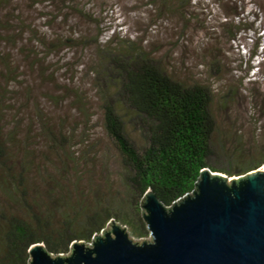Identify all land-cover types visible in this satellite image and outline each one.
<instances>
[{"label":"trees","instance_id":"trees-1","mask_svg":"<svg viewBox=\"0 0 264 264\" xmlns=\"http://www.w3.org/2000/svg\"><path fill=\"white\" fill-rule=\"evenodd\" d=\"M218 1L226 11L214 26L219 39L229 35L237 42L264 24V0H249L263 4L247 16L246 0ZM149 4L159 15L183 11L185 22L195 19L192 0ZM96 24L95 13L81 0H0V264H29L37 243L54 255L67 254L75 241L92 242L114 219L146 236L141 202L148 190L172 205L195 190L206 167L235 176L264 166V158L237 170L212 165L217 129L212 88L181 79L147 39L116 33L103 43L93 34ZM94 47L88 60L60 56ZM57 56L67 60L51 62ZM62 70L72 77L85 71L93 79L100 137L92 133L91 99L73 83L62 85ZM237 95L229 89L221 108L231 107ZM252 101L264 109V94ZM65 104L79 120L64 112ZM128 122L142 131L143 144L134 142ZM112 158L119 163L124 192L115 191L106 176L115 165Z\"/></svg>","mask_w":264,"mask_h":264},{"label":"rangeland","instance_id":"rangeland-1","mask_svg":"<svg viewBox=\"0 0 264 264\" xmlns=\"http://www.w3.org/2000/svg\"><path fill=\"white\" fill-rule=\"evenodd\" d=\"M81 1L95 13L99 27L97 24L92 27L93 34L99 35L103 43H106L108 38L116 33L134 39H147L155 47L158 46L157 53L164 65L169 66L171 71H176L181 79L187 82H200L212 88L215 95L213 112L217 123L214 136L216 154L211 159L212 165L221 170H237L240 169L239 164L263 160L264 109L258 105L255 107L252 100L254 95L264 94V31H261L264 24L258 23L257 31L244 33L239 41L230 42L229 35H225L226 37L221 40L218 38L220 33L213 34L214 26L220 24L226 14V11L221 8L222 3L218 0H192L194 4L189 9L195 15V19L191 24L184 21L183 11L159 15L157 10L149 4L151 0ZM246 1L250 5L245 13L246 16L249 11L258 13L261 11L260 6L263 3L254 6L249 3V0ZM37 22L43 24L40 18ZM212 35H216V39ZM221 41L223 43H220ZM258 42L262 45L258 50V57L253 58L252 52L256 49ZM96 51L95 47L85 50L73 49L71 52L62 51L60 56L68 53L69 57L71 56L70 61L79 58L88 60L90 56H95ZM57 60L64 62L67 59L62 60L57 56L51 62ZM77 68L78 66L75 69ZM64 71L66 70L61 72V74L64 73L61 76L62 85L73 83L75 87L82 88L91 99L92 106H94L93 111L96 113L94 128H92V133L95 135L93 137L101 136L102 122L98 119L100 102L93 79L85 71L77 73L75 77H72L74 74L70 75V72L65 73ZM47 87L53 90L54 86L47 84ZM229 89L236 90L238 95L234 104L225 110L221 108L220 99ZM256 90L260 91L259 94ZM66 104L64 112L69 115L73 114V117L79 120L75 110L69 104L67 107ZM128 125H130L128 130L134 142L137 145L143 144L145 138L142 136V131L134 128L132 122H128ZM79 131L82 130L79 129ZM79 135L81 133L77 131V138ZM226 139L227 142L224 145ZM236 140L239 142L238 151L233 148ZM106 143L107 141H104L105 145ZM111 147L115 156V149L113 145H110ZM112 161L115 165L110 172L106 171V176L116 187L115 191L119 189L124 192L119 163L115 158H112ZM218 172L228 175L225 172ZM99 175L104 176V173ZM108 179L106 178L107 181ZM124 195L120 194V197ZM116 223L127 228V233L134 242L143 243L151 238L150 234L137 235L129 225L121 220H116ZM111 224L112 221L107 228H110ZM69 254L70 252L67 253Z\"/></svg>","mask_w":264,"mask_h":264},{"label":"water","instance_id":"water-1","mask_svg":"<svg viewBox=\"0 0 264 264\" xmlns=\"http://www.w3.org/2000/svg\"><path fill=\"white\" fill-rule=\"evenodd\" d=\"M142 211L151 238L134 242L112 220L92 242L54 255L43 243L29 264H264V170L228 176L202 170L196 188L166 205L148 190Z\"/></svg>","mask_w":264,"mask_h":264},{"label":"bare ground","instance_id":"bare-ground-1","mask_svg":"<svg viewBox=\"0 0 264 264\" xmlns=\"http://www.w3.org/2000/svg\"><path fill=\"white\" fill-rule=\"evenodd\" d=\"M262 170H264V167H261Z\"/></svg>","mask_w":264,"mask_h":264}]
</instances>
